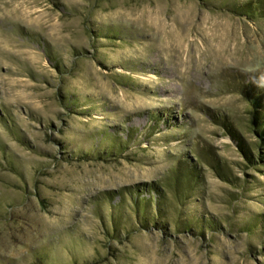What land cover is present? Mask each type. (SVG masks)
I'll list each match as a JSON object with an SVG mask.
<instances>
[{
	"label": "rangeland",
	"instance_id": "rangeland-1",
	"mask_svg": "<svg viewBox=\"0 0 264 264\" xmlns=\"http://www.w3.org/2000/svg\"><path fill=\"white\" fill-rule=\"evenodd\" d=\"M248 93L264 0H0V264H264Z\"/></svg>",
	"mask_w": 264,
	"mask_h": 264
},
{
	"label": "trees",
	"instance_id": "trees-1",
	"mask_svg": "<svg viewBox=\"0 0 264 264\" xmlns=\"http://www.w3.org/2000/svg\"><path fill=\"white\" fill-rule=\"evenodd\" d=\"M249 5V4H248ZM257 5V4H256ZM247 96L249 97V101L251 103V106L254 109V114H253V119H252V131L255 134L256 138H258V142L256 144V148H254L255 150L258 151V157H256V155L253 154V152L251 151V149H249V146L245 143V141L240 137V135L231 127V126H225L227 124H225L226 122L224 121V126L227 127V129L229 130L231 136L233 137V139L237 142L238 147H239V151L242 153L243 157L246 160V163L248 164V167L252 166H256L259 162V164H262V166H264V117L261 114V111L263 109V103L262 100L258 97H255L254 94L248 93ZM258 159V160H257ZM222 179H224L225 181H229L228 178L223 177L222 175H220ZM153 191H158V189L156 187H152L151 188ZM180 197V196H178ZM134 200V197H133ZM145 201V200H143ZM134 202V211L136 214V218H138L137 220H139L140 222L143 223V221H146L147 219L149 220V218H147V216L145 215V209L144 212H142V210L140 209V207L142 206L143 203L142 200H137L135 199ZM150 203V201H148ZM148 204L149 205L151 204ZM146 204V205H147ZM160 205H158L157 207V213L158 216H160L161 218L164 217L162 215V209L159 208ZM113 225H115L116 227H118V224L114 222L113 220ZM188 229H191L190 227Z\"/></svg>",
	"mask_w": 264,
	"mask_h": 264
}]
</instances>
